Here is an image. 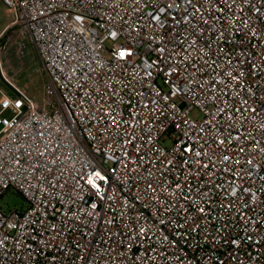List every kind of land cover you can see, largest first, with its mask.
Segmentation results:
<instances>
[{"label": "built area", "instance_id": "obj_1", "mask_svg": "<svg viewBox=\"0 0 264 264\" xmlns=\"http://www.w3.org/2000/svg\"><path fill=\"white\" fill-rule=\"evenodd\" d=\"M0 3L55 93L0 87V264H264V0Z\"/></svg>", "mask_w": 264, "mask_h": 264}, {"label": "rangeland", "instance_id": "obj_2", "mask_svg": "<svg viewBox=\"0 0 264 264\" xmlns=\"http://www.w3.org/2000/svg\"><path fill=\"white\" fill-rule=\"evenodd\" d=\"M8 7L0 3V33L6 27L10 19ZM0 87L12 98H17L16 90L26 96L31 102L52 107L55 93L50 86L48 77L42 71L38 55L32 42L27 36L18 30H9L4 35L0 44ZM12 86L16 89L14 90ZM2 96L0 95V109L2 108ZM0 207L26 208L24 198L16 192H8L0 199Z\"/></svg>", "mask_w": 264, "mask_h": 264}, {"label": "crops", "instance_id": "obj_3", "mask_svg": "<svg viewBox=\"0 0 264 264\" xmlns=\"http://www.w3.org/2000/svg\"><path fill=\"white\" fill-rule=\"evenodd\" d=\"M9 22H10V19H9L8 23H9ZM8 23H7V24H8ZM6 26H7V25H6ZM4 29H5V28H4ZM4 29L2 30V32L4 31ZM2 32L0 33V35L2 34Z\"/></svg>", "mask_w": 264, "mask_h": 264}, {"label": "snow or ice", "instance_id": "obj_4", "mask_svg": "<svg viewBox=\"0 0 264 264\" xmlns=\"http://www.w3.org/2000/svg\"><path fill=\"white\" fill-rule=\"evenodd\" d=\"M122 55H123V53H122Z\"/></svg>", "mask_w": 264, "mask_h": 264}, {"label": "trees", "instance_id": "obj_5", "mask_svg": "<svg viewBox=\"0 0 264 264\" xmlns=\"http://www.w3.org/2000/svg\"><path fill=\"white\" fill-rule=\"evenodd\" d=\"M2 41V40H1Z\"/></svg>", "mask_w": 264, "mask_h": 264}]
</instances>
